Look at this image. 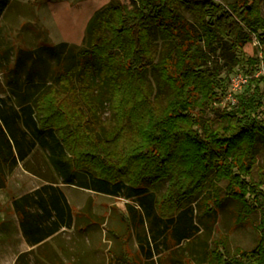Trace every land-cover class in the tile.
I'll return each instance as SVG.
<instances>
[{"label": "trees", "instance_id": "obj_1", "mask_svg": "<svg viewBox=\"0 0 264 264\" xmlns=\"http://www.w3.org/2000/svg\"><path fill=\"white\" fill-rule=\"evenodd\" d=\"M10 2L0 0V18ZM87 31L82 46L19 49L6 76L12 92L0 97V189L20 163L50 182L14 200L28 241L73 225L54 185L63 183L125 198L127 233L152 259L161 240L169 249L199 234L193 203L205 194L213 196L209 228L232 199L241 216L260 214L261 234L236 254L216 244L202 263L264 264V79L255 77L264 63L263 0H112ZM253 41L257 55L249 56ZM237 72L249 84L222 123L210 122L207 107ZM52 217L51 230L31 240L26 221ZM132 259L125 260L137 264Z\"/></svg>", "mask_w": 264, "mask_h": 264}, {"label": "rangeland", "instance_id": "obj_2", "mask_svg": "<svg viewBox=\"0 0 264 264\" xmlns=\"http://www.w3.org/2000/svg\"><path fill=\"white\" fill-rule=\"evenodd\" d=\"M111 1L11 0L0 18V97L8 96L12 92L6 84V76L15 65L19 49H34L42 45H55L62 41L75 46L85 45L89 20L96 10ZM218 1L228 3L235 0ZM187 15L191 17L189 13ZM244 49L247 55L256 56L257 42L253 41ZM240 74L243 72L232 74L228 92L221 94L218 100L207 107L205 117L210 122L222 123L221 113L236 103L235 97H230L229 93L233 89L232 79ZM255 77L264 79V63L257 70ZM248 84L243 85L241 90L232 91L233 94L237 95ZM261 87L264 88V80ZM36 157L41 160V153L37 152ZM259 165L264 170V142L260 144ZM25 180H29V186L36 181L21 168L10 177L15 187L16 184L22 186ZM225 185V181L217 183L220 197L225 194ZM63 188L75 209L77 219L86 217L94 221L90 236L94 237L95 247L99 249L101 264L115 261L114 253L120 255L124 251L123 244L128 254L137 258V264H205L202 262L206 260L208 250L219 246L223 241L227 243L229 253L236 254L239 249L253 248L261 234L257 227L260 214L255 211L249 218L241 216L240 203L232 199H227L222 208L217 209V223L215 227L209 228L211 216L205 212L206 202H212L213 196L207 197L201 194L193 203L196 220L200 227L199 234L191 241H184L179 246L168 243L169 249H166L165 243L161 240L159 249L162 252L158 253L156 249L154 257L147 259L140 253L137 239L127 233V200L125 198L68 185H63ZM138 232L143 235L148 231L146 227H139Z\"/></svg>", "mask_w": 264, "mask_h": 264}, {"label": "crops", "instance_id": "obj_3", "mask_svg": "<svg viewBox=\"0 0 264 264\" xmlns=\"http://www.w3.org/2000/svg\"><path fill=\"white\" fill-rule=\"evenodd\" d=\"M20 168L35 178L36 181H33L32 186H29V180H25L22 186L20 184H16V187L12 185L10 177ZM49 183L48 180L27 171L21 163L8 175L7 186L0 189V264H101L99 249L95 247L94 237L90 236L94 221L89 217L87 218L90 220L86 217L77 219L75 209L63 188V185L68 184L54 185L61 188L68 200L74 216L73 225L61 224L52 234L38 242H30L24 235L14 200ZM68 186L89 190L75 185ZM53 221L54 217L47 223L27 220L26 228L31 240H37L38 234H42L45 230H51ZM32 229L36 230V235ZM114 257L115 261L113 260L109 264H127V257L133 261L132 255H129L126 250L122 251L120 255L114 253ZM123 257H126V260ZM116 260L118 261L116 262Z\"/></svg>", "mask_w": 264, "mask_h": 264}, {"label": "built area", "instance_id": "obj_4", "mask_svg": "<svg viewBox=\"0 0 264 264\" xmlns=\"http://www.w3.org/2000/svg\"><path fill=\"white\" fill-rule=\"evenodd\" d=\"M249 75H245V74H240L237 77L232 79V91H236V90H241L242 86L247 84L249 82ZM231 83V82H230ZM230 92L229 95L230 97L236 99V95L233 94V92Z\"/></svg>", "mask_w": 264, "mask_h": 264}]
</instances>
